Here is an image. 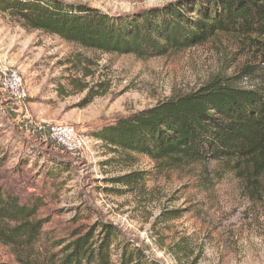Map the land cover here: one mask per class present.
Instances as JSON below:
<instances>
[{
  "label": "rangeland",
  "instance_id": "rangeland-1",
  "mask_svg": "<svg viewBox=\"0 0 264 264\" xmlns=\"http://www.w3.org/2000/svg\"><path fill=\"white\" fill-rule=\"evenodd\" d=\"M64 1L126 14L175 0ZM262 43L264 37L218 31L199 44L139 57L85 48L0 11V71L19 70L29 94L22 113L0 90V184L22 200H40L39 215L47 218L40 245L110 222L120 230L115 243L131 242L157 264H264V180L252 195L214 160L160 170L146 155L111 152L93 134L215 77L257 88ZM54 122L72 124L86 146L60 150L45 136ZM130 171L149 175L132 188L116 181ZM0 264H17L1 243Z\"/></svg>",
  "mask_w": 264,
  "mask_h": 264
},
{
  "label": "trees",
  "instance_id": "trees-1",
  "mask_svg": "<svg viewBox=\"0 0 264 264\" xmlns=\"http://www.w3.org/2000/svg\"><path fill=\"white\" fill-rule=\"evenodd\" d=\"M0 11L28 29L85 48L139 57L199 44L218 31L264 37V0H175L126 14L64 0H0ZM261 50L264 62V46ZM93 134L111 152L146 155L160 170L214 160L254 195L264 180V80L257 88H241L215 77L194 91L116 118ZM5 161L0 152V169ZM147 175L130 171L116 181L132 188ZM40 207L39 199L22 200L0 184V243L17 264H157L131 242L115 243L120 230L110 222L40 245L47 222Z\"/></svg>",
  "mask_w": 264,
  "mask_h": 264
},
{
  "label": "built area",
  "instance_id": "built-area-1",
  "mask_svg": "<svg viewBox=\"0 0 264 264\" xmlns=\"http://www.w3.org/2000/svg\"><path fill=\"white\" fill-rule=\"evenodd\" d=\"M0 90L3 91L10 102L22 113L27 112L25 101L28 98L27 86L19 70L16 68H5L0 71ZM46 138L60 148L62 151L77 153L86 146V136L78 132L69 123L54 122L49 124L45 130Z\"/></svg>",
  "mask_w": 264,
  "mask_h": 264
}]
</instances>
